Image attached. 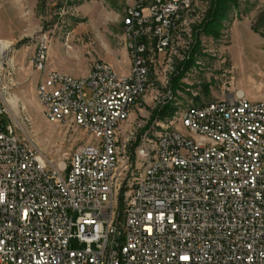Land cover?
Returning a JSON list of instances; mask_svg holds the SVG:
<instances>
[{
    "label": "built area",
    "instance_id": "obj_1",
    "mask_svg": "<svg viewBox=\"0 0 264 264\" xmlns=\"http://www.w3.org/2000/svg\"><path fill=\"white\" fill-rule=\"evenodd\" d=\"M190 0H142L131 6L134 77H116L94 62L87 78L51 69L42 87L55 123L87 126L94 139L58 168L32 147L13 142V123L0 126V264H264V101L236 91L190 113L188 127L209 129L216 143L203 145L177 129L163 131L162 167H154L133 206L127 261H102L117 248L121 205L135 165L110 201L105 177L113 159L110 126L142 94L143 71L166 51L170 28ZM48 47V38L47 44ZM45 51H36L39 68ZM78 108L79 119L68 115ZM0 103V114H4ZM127 131L121 142L133 140ZM146 136L139 148L150 156ZM99 162L91 163L90 155ZM140 159L139 161L146 160ZM118 176V173H116ZM120 206V213H113ZM81 239H97L82 247ZM78 244V246H75Z\"/></svg>",
    "mask_w": 264,
    "mask_h": 264
},
{
    "label": "rangeland",
    "instance_id": "obj_2",
    "mask_svg": "<svg viewBox=\"0 0 264 264\" xmlns=\"http://www.w3.org/2000/svg\"><path fill=\"white\" fill-rule=\"evenodd\" d=\"M140 1L0 0V39L13 43L0 58L5 86L0 87V102L6 108L0 126L16 122L18 135L28 136L58 168L69 163L78 145L97 141L75 124L46 119L37 95L41 77L28 59L38 40L47 37V69L81 78L101 61L128 74L131 61L123 20L128 8ZM212 4L193 0L167 50L151 58L146 90L122 127V136L129 130L135 133L127 147L134 175L145 165L138 148L146 136L163 127L186 131L176 114L239 90L250 101H264V0L228 3L230 8L215 22L210 18Z\"/></svg>",
    "mask_w": 264,
    "mask_h": 264
},
{
    "label": "bare ground",
    "instance_id": "obj_3",
    "mask_svg": "<svg viewBox=\"0 0 264 264\" xmlns=\"http://www.w3.org/2000/svg\"><path fill=\"white\" fill-rule=\"evenodd\" d=\"M193 4V0H190V4H186L185 8H182L181 12L178 15V22H176V28L179 26L180 22L183 19L184 13L191 9ZM129 20H131V6L127 10V14L123 20L124 28H125V41L127 50L129 52V58L131 61V67L129 73L126 75L119 74L116 72L109 64L99 61V65H101L104 69L109 70V74H116V77H134L136 72V54L134 51V43L132 41V29L127 28L129 26ZM176 28H170V35ZM171 43V39H167L166 42V50ZM47 44V37L40 38L36 44L35 51L31 54L28 59V62H33L34 57L36 56V51H45V55H47L48 47ZM13 46L12 41H5L0 39V58L2 59L3 54H6L11 50ZM9 54V53H8ZM8 57V56H7ZM10 58V57H9ZM1 62V61H0ZM14 63V62H13ZM31 66V64H30ZM33 70L39 73V76H42L41 81L37 84V95L39 101L43 108V113L46 119L50 122L55 123V119H53V105L51 102H47L44 99V94L41 91L42 87H46V78H43L42 70H44V76H51V70L47 69L46 58H39V68H32ZM88 74L81 78H87ZM148 77H149V69H145L143 71V86L147 87L148 84ZM78 78V77H76ZM1 80H0V87H1ZM1 88L5 89V86ZM243 93L242 90H239ZM142 94H134L133 102L128 104V110L125 113H122L118 120H115L112 126H110V135H109V144L111 146V154L113 159H118V165H110V172L106 173L105 177V184H106V192L110 194V201H117L118 194H120V181H126L129 169L133 166L132 162L129 159V154L127 155V147L126 142H121L122 136V127L123 124L126 123L130 117L132 109L135 107L136 102ZM172 97H170V100ZM11 102H16L12 99ZM1 103V102H0ZM13 103V104H14ZM2 109L6 108L2 104ZM204 105L199 108H191L186 111H183L180 115L176 114V121L180 117L182 124L185 128V132L178 131V133H185L187 138H196L197 136L200 137V143L203 145H211L216 143V136H209V129H204L202 127H188V120L190 113L193 111H203ZM68 115L72 117V119H79V111L78 108H68ZM29 119L25 118V121ZM12 129V136L13 142L16 145H24V147H32L34 149V153H39L32 144L28 136L21 137L18 135L16 131L18 128V124L15 122L13 123ZM76 125V124H75ZM83 131L87 133V126H78ZM170 127H163L161 131L156 132L153 134V138L149 141V150L150 156L146 158V151L142 150V148H138V153L140 159L146 158L144 160L145 165L141 169L140 175H134L133 180L128 182L125 192V199L122 200L121 205V218H120V226L118 227V243L117 248L112 249H104L102 250V261H110L111 259H117V262H124L127 261V247H128V238L129 234L132 231V213H133V206H136L138 193L141 189L145 186V181L150 177L151 170L154 167H162V160H163V145H164V136L163 131H172ZM184 131V129H183ZM97 141H94L95 145H104V137L102 136H94ZM76 149H83V144H80L76 147ZM90 162L91 163H98L99 162V155L98 154H91L90 155ZM62 167L64 164L61 163ZM136 167V166H135ZM136 170H134L135 172ZM118 173V176L117 174ZM124 175V176H123ZM113 213H120V206H113ZM81 246L82 247H95L97 246V239H81Z\"/></svg>",
    "mask_w": 264,
    "mask_h": 264
},
{
    "label": "trees",
    "instance_id": "obj_4",
    "mask_svg": "<svg viewBox=\"0 0 264 264\" xmlns=\"http://www.w3.org/2000/svg\"><path fill=\"white\" fill-rule=\"evenodd\" d=\"M237 0H213L210 18L212 19L211 22L216 21V17L219 15H225V11L230 8L228 3H236ZM209 25V24H208ZM207 25V26H208ZM211 33H215V30L211 31ZM165 116V115H164Z\"/></svg>",
    "mask_w": 264,
    "mask_h": 264
},
{
    "label": "crops",
    "instance_id": "obj_5",
    "mask_svg": "<svg viewBox=\"0 0 264 264\" xmlns=\"http://www.w3.org/2000/svg\"><path fill=\"white\" fill-rule=\"evenodd\" d=\"M125 54H126V56H128V54H127V51H125ZM51 69H53V68H50V70H51ZM53 70H54V69H53ZM89 71H90V70H89V69H87V71H86V74H88V73H89ZM41 79H42V76H41Z\"/></svg>",
    "mask_w": 264,
    "mask_h": 264
}]
</instances>
